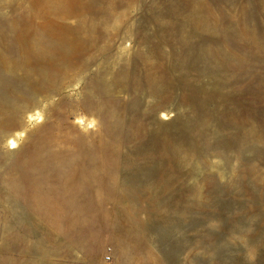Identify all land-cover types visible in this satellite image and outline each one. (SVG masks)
Masks as SVG:
<instances>
[{"label":"rangeland","instance_id":"374dc122","mask_svg":"<svg viewBox=\"0 0 264 264\" xmlns=\"http://www.w3.org/2000/svg\"><path fill=\"white\" fill-rule=\"evenodd\" d=\"M0 264H264V0H0Z\"/></svg>","mask_w":264,"mask_h":264},{"label":"bare ground","instance_id":"6f19581e","mask_svg":"<svg viewBox=\"0 0 264 264\" xmlns=\"http://www.w3.org/2000/svg\"><path fill=\"white\" fill-rule=\"evenodd\" d=\"M11 143L14 145L15 144V141H11Z\"/></svg>","mask_w":264,"mask_h":264},{"label":"built area","instance_id":"2783aa9c","mask_svg":"<svg viewBox=\"0 0 264 264\" xmlns=\"http://www.w3.org/2000/svg\"><path fill=\"white\" fill-rule=\"evenodd\" d=\"M110 258L108 257V260H109Z\"/></svg>","mask_w":264,"mask_h":264}]
</instances>
